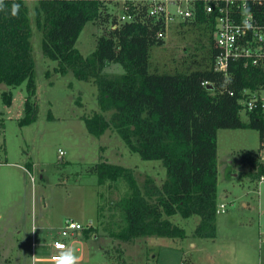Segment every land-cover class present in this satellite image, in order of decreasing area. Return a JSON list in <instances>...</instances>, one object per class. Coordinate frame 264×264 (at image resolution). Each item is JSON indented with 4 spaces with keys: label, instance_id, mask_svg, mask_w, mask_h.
Instances as JSON below:
<instances>
[{
    "label": "rangeland",
    "instance_id": "rangeland-1",
    "mask_svg": "<svg viewBox=\"0 0 264 264\" xmlns=\"http://www.w3.org/2000/svg\"><path fill=\"white\" fill-rule=\"evenodd\" d=\"M38 1H31L30 10L38 102L33 122L20 123L25 116L26 83L0 84V264H48L34 258L55 254L49 244L55 240L69 242L61 235L68 219L91 225L84 230H90L87 236L82 232V264H264V182L251 161H242L245 151L260 146L259 130L251 127L217 132L220 211L215 238L194 235L199 215L180 214L165 216L186 230L184 238L123 240L112 235L121 216L111 204L129 193V185L123 179L102 184L92 167L100 161L130 167L141 188L147 179L161 186L168 179L167 170L160 160H144L132 152L113 127L100 135L89 131L86 119L99 112L110 120L115 109H101L94 79L54 71L58 62L42 51ZM110 5L112 12L120 13L116 3ZM102 32L98 23L85 25L76 42L85 57H92ZM209 48V37L201 27L175 21L164 43L152 47L151 69L191 71L202 65ZM124 72L119 63L104 69L109 75ZM4 91L12 92L10 103ZM241 117L249 123L246 113L241 112ZM60 150L65 152L62 157ZM43 224H48L47 244L41 247Z\"/></svg>",
    "mask_w": 264,
    "mask_h": 264
},
{
    "label": "trees",
    "instance_id": "trees-1",
    "mask_svg": "<svg viewBox=\"0 0 264 264\" xmlns=\"http://www.w3.org/2000/svg\"><path fill=\"white\" fill-rule=\"evenodd\" d=\"M109 3L39 0L37 18L43 54L58 62L54 71L63 75L72 71L80 80L94 79L101 109H115L110 120L99 112L86 119L89 131L100 135L113 127L132 152L144 160H160L167 170L168 179L161 186L147 179L141 188L130 167L106 161L92 167L102 184L123 179L129 185V193L111 204L121 216L112 235L123 240L184 238L186 230L165 216L180 214L183 218L199 215L194 235L215 238L218 130H259V148L245 151L242 161H251L258 178L264 174L258 154L264 138V116L250 114L249 123H245L239 103L244 88L254 89L264 82V71L239 63L231 65L227 76L215 70L214 20L199 3L195 18L182 22L197 25L208 35L207 58L191 71L152 70L151 50L164 43L156 37L163 24L154 23L141 10L134 11L135 21L120 22ZM14 4L19 5L16 14ZM4 5L0 11V84L18 87L26 83L25 116L20 120L24 125L36 119L38 109L30 11L25 0H4ZM90 21L98 23L103 32L97 37L92 57H85L76 42ZM112 63L121 64L125 72L105 74L104 69ZM11 94L2 93L9 103ZM84 232L87 236L90 230Z\"/></svg>",
    "mask_w": 264,
    "mask_h": 264
},
{
    "label": "built area",
    "instance_id": "built-area-1",
    "mask_svg": "<svg viewBox=\"0 0 264 264\" xmlns=\"http://www.w3.org/2000/svg\"><path fill=\"white\" fill-rule=\"evenodd\" d=\"M118 5L120 22H133L136 19L134 11H146V16L154 23L163 24L157 32V39L164 40L172 23L195 18L198 6L201 4L205 13L214 20L213 39L217 54L214 68L224 73H230L233 63L244 67L261 68L264 71V0H101ZM208 82H205L206 85ZM234 95V91H231ZM241 112L247 115L258 113L264 116V82L257 88H244L239 99ZM65 154L59 151V157ZM259 158L264 163V138ZM264 182V174L259 178ZM225 206L221 205L223 209ZM220 209H218V212ZM91 225L74 220H66L61 235L68 239L53 241V247L63 244L73 250L80 244L79 236ZM60 250V249H58ZM57 255V254H56ZM55 255H52L54 257Z\"/></svg>",
    "mask_w": 264,
    "mask_h": 264
},
{
    "label": "crops",
    "instance_id": "crops-1",
    "mask_svg": "<svg viewBox=\"0 0 264 264\" xmlns=\"http://www.w3.org/2000/svg\"><path fill=\"white\" fill-rule=\"evenodd\" d=\"M26 1V4H27V6H28V8H29V11L31 10V4H32V0H25ZM1 161V160H0ZM1 163V162H0ZM5 163H7L8 165H9V162L6 160L5 161ZM261 200V199H260ZM261 203V206H263V203L262 202H260ZM47 223V222H46ZM64 224H65V221H64ZM62 225V224H61ZM47 226H48V224H43V226H41L42 227V229H41V236H42V239H41V242H40V246L41 247H43V246H46V244H47V242H45V239L47 238L46 237V234H45V229L47 228ZM81 237H82V234H81V236H79V239H80V244H76L75 246H76V248L73 250L74 251V253L77 255V256H79L80 257V261H79V264H82V262L84 261V258H85V256H84V254L82 253V251H83V239H81ZM50 244V246L51 247H53V242L52 243H49ZM42 249V248H41ZM56 250V253L55 254H51V255H43V256H36L35 258H34V260H35V262H37V263H48V264H53V261H52V255H56V254H58L59 253V251L60 250H58V249H55ZM78 252H80V253H78Z\"/></svg>",
    "mask_w": 264,
    "mask_h": 264
},
{
    "label": "clouds",
    "instance_id": "clouds-1",
    "mask_svg": "<svg viewBox=\"0 0 264 264\" xmlns=\"http://www.w3.org/2000/svg\"><path fill=\"white\" fill-rule=\"evenodd\" d=\"M4 7V0H0V11H3ZM18 9L19 5L14 4L12 6L13 14H16ZM57 247L60 251L52 257L53 264H79L80 257L74 253L72 248L66 247L63 244H58Z\"/></svg>",
    "mask_w": 264,
    "mask_h": 264
}]
</instances>
